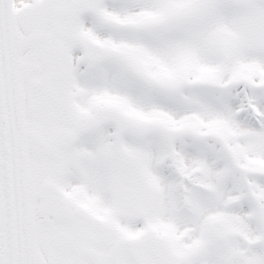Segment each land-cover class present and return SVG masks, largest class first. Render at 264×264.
<instances>
[{
  "label": "snow or ice",
  "instance_id": "6c2138e0",
  "mask_svg": "<svg viewBox=\"0 0 264 264\" xmlns=\"http://www.w3.org/2000/svg\"><path fill=\"white\" fill-rule=\"evenodd\" d=\"M0 264H264V0H0Z\"/></svg>",
  "mask_w": 264,
  "mask_h": 264
}]
</instances>
